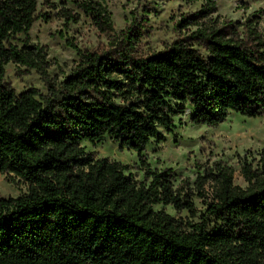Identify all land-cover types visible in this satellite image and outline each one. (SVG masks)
Segmentation results:
<instances>
[{
  "label": "trees",
  "instance_id": "obj_1",
  "mask_svg": "<svg viewBox=\"0 0 264 264\" xmlns=\"http://www.w3.org/2000/svg\"><path fill=\"white\" fill-rule=\"evenodd\" d=\"M183 16L195 25L163 50L141 55L135 27L102 51L77 50L79 59L61 80L48 74L45 47L32 42L38 0H0V174L26 191L0 197V264H264V150L258 160L239 156L247 185L233 182L222 162L198 172L194 187L210 199L197 222L190 182L175 186L171 168L155 170L142 154L163 141L174 117L189 111L193 124L214 127L230 112L264 116V36L258 19L208 18L216 0ZM65 24L79 12L50 0ZM101 32H113L101 0L74 1ZM35 70L46 93H19L4 81L5 65ZM106 136L136 151L143 179L130 166L87 153L82 142ZM255 161V162H253ZM214 224L210 227V221Z\"/></svg>",
  "mask_w": 264,
  "mask_h": 264
},
{
  "label": "rangeland",
  "instance_id": "obj_2",
  "mask_svg": "<svg viewBox=\"0 0 264 264\" xmlns=\"http://www.w3.org/2000/svg\"><path fill=\"white\" fill-rule=\"evenodd\" d=\"M56 6L65 5L79 12L77 22L65 24L56 16V11L38 0V11L48 12L49 19H37L30 31L32 42L45 47L49 63L48 74L52 79L61 80L76 65L80 51H102L110 46L113 37L132 26L141 31V39L137 52L147 55L163 50L174 40L189 34L196 29L195 25L186 29L178 28L177 22L185 16L201 9L204 0H101L111 13L113 32L110 34L99 31L90 17L81 13L74 4L80 0H50ZM216 11L208 16L223 21L243 22L248 17H256V29L264 36V0H216ZM4 81L16 93L29 87L37 88L46 93L43 79L35 70L23 71L8 63L4 67ZM189 111L174 117L175 126L171 132L161 130L165 139L150 140L142 154L155 170L171 168L175 186L187 187L185 180L190 182L188 189L192 191V200L196 208L195 216L186 210L176 211L170 205H156V210L163 209L176 218L184 221L197 222L204 212L206 202L210 199V184L203 186L205 197L194 187L193 182L198 172L222 162L232 167L233 182L245 187L247 183L241 175L239 156L247 155L249 160H258L264 150V116L246 117L230 112L227 117L214 127L193 124L189 120ZM85 152L95 157H107L130 166L135 180L143 179V171L138 168L136 151L120 148L117 141L106 136L101 142H82ZM253 161V162H255ZM26 191L24 183L10 182L5 174H0V197L17 196ZM214 224L210 221V227Z\"/></svg>",
  "mask_w": 264,
  "mask_h": 264
}]
</instances>
